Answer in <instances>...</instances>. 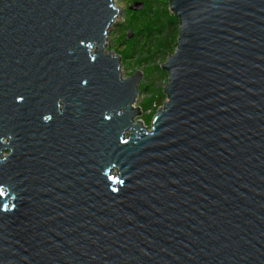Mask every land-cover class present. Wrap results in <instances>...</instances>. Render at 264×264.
Segmentation results:
<instances>
[{
    "label": "water",
    "instance_id": "obj_1",
    "mask_svg": "<svg viewBox=\"0 0 264 264\" xmlns=\"http://www.w3.org/2000/svg\"><path fill=\"white\" fill-rule=\"evenodd\" d=\"M168 3L147 129L113 0H0V264H264V0Z\"/></svg>",
    "mask_w": 264,
    "mask_h": 264
},
{
    "label": "rangeland",
    "instance_id": "obj_2",
    "mask_svg": "<svg viewBox=\"0 0 264 264\" xmlns=\"http://www.w3.org/2000/svg\"><path fill=\"white\" fill-rule=\"evenodd\" d=\"M113 4L119 13L110 26L104 52L119 58L123 79L141 74L133 104L139 110L135 121L150 129L166 101L168 77L161 66L175 52L179 22L168 0H113Z\"/></svg>",
    "mask_w": 264,
    "mask_h": 264
},
{
    "label": "snow or ice",
    "instance_id": "obj_3",
    "mask_svg": "<svg viewBox=\"0 0 264 264\" xmlns=\"http://www.w3.org/2000/svg\"><path fill=\"white\" fill-rule=\"evenodd\" d=\"M115 190V189H114Z\"/></svg>",
    "mask_w": 264,
    "mask_h": 264
}]
</instances>
